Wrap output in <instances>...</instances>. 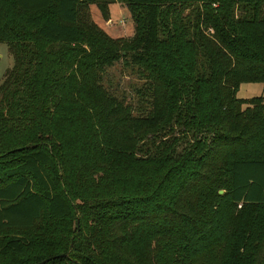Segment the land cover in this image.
Returning a JSON list of instances; mask_svg holds the SVG:
<instances>
[{"label":"trees","instance_id":"1","mask_svg":"<svg viewBox=\"0 0 264 264\" xmlns=\"http://www.w3.org/2000/svg\"><path fill=\"white\" fill-rule=\"evenodd\" d=\"M90 1L0 0V264H264V0H116L126 38Z\"/></svg>","mask_w":264,"mask_h":264},{"label":"rangeland","instance_id":"2","mask_svg":"<svg viewBox=\"0 0 264 264\" xmlns=\"http://www.w3.org/2000/svg\"><path fill=\"white\" fill-rule=\"evenodd\" d=\"M83 8L82 10L84 11V13L81 14L82 17L81 20L86 21V18L88 17L89 20H93V22H95L101 29L107 27L105 26L106 24L104 25L101 11L96 5H92L88 13H85V9ZM190 10L191 8L187 7L183 11V14L189 13ZM112 17L113 20L110 26L113 30H115V32H113L115 34L113 35H120L123 38L131 37L134 28H131L129 30L127 29V27H129L128 12L123 11V14H121L115 11L113 12ZM121 22H123L124 24H121ZM110 26L107 27V31L108 30L110 31ZM108 32L106 33L110 37H113L112 35L109 34L111 32L109 33ZM205 32L210 33L212 31H210L209 29H205ZM12 64H13V57L9 52L7 44L0 43V82L2 81L7 70L11 68ZM102 84L106 88H109L112 92H115L117 95L118 94L124 95V99H126L127 102H129V104H131V106L133 107L134 113H138L139 111H144L147 109V103H146L147 92L145 91V87L143 86L142 79H140L135 69H132L130 66L127 67L122 66V61H118L113 66L105 69V72L102 77ZM258 96L263 97L264 100V83L261 82L242 83L240 84L236 92V97L240 99H250L252 97H258ZM237 208L240 207L237 206ZM6 235H12V233L11 234L8 233ZM13 235H15V233H13ZM7 258L9 257L4 256L1 258V260L5 261Z\"/></svg>","mask_w":264,"mask_h":264},{"label":"crops","instance_id":"3","mask_svg":"<svg viewBox=\"0 0 264 264\" xmlns=\"http://www.w3.org/2000/svg\"><path fill=\"white\" fill-rule=\"evenodd\" d=\"M97 3H103L105 5V7H106L105 11H107V14H108L107 21L104 20L103 17H102L104 25L106 24L105 26H107V27L110 26V24H111V22L113 20L112 19L113 18L112 17L113 12L116 11L117 13L123 14V11H126L129 14V27H127V29L129 30V29L133 28V22H132V19L130 17V13H129L128 9L126 8L125 4L120 3V2H118L116 0H92V1H90V3L87 4L88 11L91 9L92 5H96L97 6ZM121 24H124V23L121 22ZM107 27H104V29L103 28L102 29L105 30L106 32H108L109 30L107 31ZM111 29L112 28L110 26V31L109 32H111V33L108 32L110 35H112L115 38L121 37L120 35H113V34H115V33H113V32H115V30H113V29L111 30Z\"/></svg>","mask_w":264,"mask_h":264},{"label":"water","instance_id":"4","mask_svg":"<svg viewBox=\"0 0 264 264\" xmlns=\"http://www.w3.org/2000/svg\"><path fill=\"white\" fill-rule=\"evenodd\" d=\"M218 193H222V190H219ZM47 260L48 259L42 260V261L38 262L37 264H44Z\"/></svg>","mask_w":264,"mask_h":264},{"label":"built area","instance_id":"5","mask_svg":"<svg viewBox=\"0 0 264 264\" xmlns=\"http://www.w3.org/2000/svg\"><path fill=\"white\" fill-rule=\"evenodd\" d=\"M238 207H240V204H238Z\"/></svg>","mask_w":264,"mask_h":264}]
</instances>
